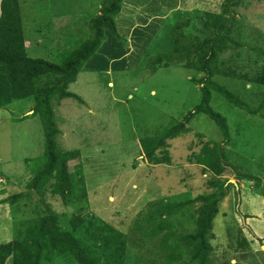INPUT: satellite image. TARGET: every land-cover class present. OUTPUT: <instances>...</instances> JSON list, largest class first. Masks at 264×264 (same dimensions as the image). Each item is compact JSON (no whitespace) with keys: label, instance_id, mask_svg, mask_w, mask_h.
<instances>
[{"label":"rangeland","instance_id":"374dc122","mask_svg":"<svg viewBox=\"0 0 264 264\" xmlns=\"http://www.w3.org/2000/svg\"><path fill=\"white\" fill-rule=\"evenodd\" d=\"M19 1L28 55L57 63L61 51H71L90 37L89 23L104 2ZM230 11L226 15L231 27L228 33L239 45L228 42L217 63L220 69L236 72L238 79L215 76L214 80L256 108L264 98V86L248 84L240 76L252 78L264 65V0L240 1ZM205 14L193 10L174 23L171 18L134 69L129 67L135 60H130L128 68L110 74H79L69 91L83 98V103L72 98L52 101L60 130L58 145L80 152V158L71 161L69 168L74 171L76 164L82 165L89 202L86 214L99 216L124 233L151 201L194 200L214 190L210 186L212 173L191 163L204 143L220 141L217 125L205 114L193 118L187 134L168 141L169 165H151L142 155L145 138L158 136L200 103L202 83L207 78L202 72L187 70L183 62L150 73L148 56L172 51L170 32L176 23L182 24V32L194 48L213 37L215 28L204 25L214 17ZM140 44L134 45L136 54ZM210 104L227 119L231 133L226 146L230 160L223 176L229 191L213 222L211 262L264 264V240L246 238L254 227L264 235V117L235 107L215 91ZM33 107V98H27L0 109V243L12 240L14 225L35 216L34 209L40 204L38 196L26 189L31 177L29 166L44 152L43 126L40 118L32 115ZM239 173H250L260 181L238 179ZM18 194L23 197L15 203L2 202ZM48 202L60 214L63 227L72 229L71 210L59 197L49 196ZM198 207L194 203L169 219L178 233L195 232ZM142 257L129 248L127 264H148ZM188 261L186 256L175 264Z\"/></svg>","mask_w":264,"mask_h":264},{"label":"trees","instance_id":"16d2710c","mask_svg":"<svg viewBox=\"0 0 264 264\" xmlns=\"http://www.w3.org/2000/svg\"><path fill=\"white\" fill-rule=\"evenodd\" d=\"M122 1L104 0L99 13L89 23L90 37L71 51H61L57 63L28 55L20 1L0 0V109L33 98L32 115L40 118L44 135L43 156L29 164L31 177L26 183L28 194L37 195L40 204L34 209L35 216L14 225L12 240L0 243V264H127L129 248L136 249L148 264H175L186 256L189 257L188 264H213L210 235L219 204L229 191L223 176L230 160L226 146L231 142V133L227 119L210 104L212 92H217L230 104L251 115L264 117V98L256 108H251L237 94L214 80L215 76L238 79L236 72L220 69L217 62L219 55L228 49V42L239 45L229 36L231 27L227 24L226 15L231 12V7L245 0H224L220 14H205L214 20L204 27L215 29L213 37L201 45L194 48L189 44V39L182 32V24L176 23L170 32L172 51L148 56L146 67L150 73L157 72L161 66L183 62L187 70L202 72L207 78L202 83L201 101L192 111L158 136L142 141L144 159L151 165H169L168 141L187 134L190 130L188 125L198 114H205L215 122L220 141L204 143L191 162L212 173L210 186L213 191L194 200L151 201L127 233L99 216L86 214L89 202L82 165L76 164L74 171L69 168L71 161L80 158V152L67 151L58 145L60 130L52 103L53 99L62 101L68 98L83 103L78 95L69 91V85L76 81L85 63L104 43L106 29L128 44L118 33L115 23ZM240 77L248 84L264 86V65L252 78ZM238 175V179L260 181L250 173ZM21 196L18 194L2 202H16ZM49 196L59 197L71 210L72 229L63 227L60 214L48 202ZM194 203L199 204L195 232L178 233L169 219L184 213Z\"/></svg>","mask_w":264,"mask_h":264},{"label":"crops","instance_id":"0c3cea01","mask_svg":"<svg viewBox=\"0 0 264 264\" xmlns=\"http://www.w3.org/2000/svg\"><path fill=\"white\" fill-rule=\"evenodd\" d=\"M223 2L224 0H123L121 12L115 17V23L118 33L127 40L128 44L121 42L111 30L106 29L105 42L85 63L79 74L84 73L89 76L110 74L128 68L130 60H135V63L129 69H134L145 51L147 56L153 43L152 39L164 28L166 22L171 23V18L175 19L172 22L174 23L176 18L193 10L218 14ZM139 43H141L139 54H136L134 45ZM250 232L246 236L248 241L254 237L264 240V235H261L257 227ZM261 248L264 249L263 244Z\"/></svg>","mask_w":264,"mask_h":264}]
</instances>
